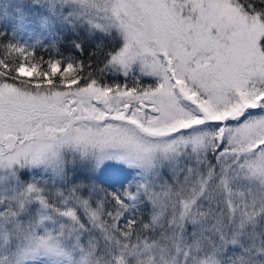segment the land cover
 I'll return each mask as SVG.
<instances>
[{"label":"snow or ice","instance_id":"6c2138e0","mask_svg":"<svg viewBox=\"0 0 264 264\" xmlns=\"http://www.w3.org/2000/svg\"><path fill=\"white\" fill-rule=\"evenodd\" d=\"M0 264H264V0H0Z\"/></svg>","mask_w":264,"mask_h":264}]
</instances>
